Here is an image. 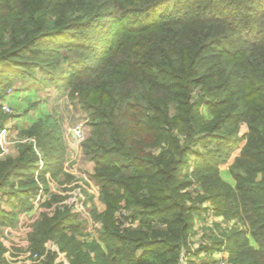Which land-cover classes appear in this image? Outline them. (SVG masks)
I'll return each mask as SVG.
<instances>
[{
	"label": "trees",
	"instance_id": "1",
	"mask_svg": "<svg viewBox=\"0 0 264 264\" xmlns=\"http://www.w3.org/2000/svg\"><path fill=\"white\" fill-rule=\"evenodd\" d=\"M128 1L112 0L118 28L95 43L83 32L100 11L86 0H18L20 9L43 15L33 21V34L11 33L10 47L0 49V99L13 86L5 77L34 89L49 74L56 82L60 50L42 47L78 34V50L69 51L77 55L57 87L89 115L83 152L106 205L94 212L103 223L99 240H80L78 216L58 210L37 223L33 251L44 255L51 240L72 264H182L183 255L218 250L229 254L227 264H264V0H147L135 8ZM47 15L54 20L42 28ZM105 38L96 58L78 57ZM23 135L34 141L0 161V199L11 206L6 212L0 205L2 228L33 208L40 190L36 148L45 162L41 181L63 169L58 122L40 119ZM195 184L205 195H192ZM208 201L215 216L237 224L193 251L195 217L209 212L202 206ZM123 209L131 214L117 220ZM125 222L137 227L123 228ZM4 251L0 242V264ZM40 264L62 263L51 252Z\"/></svg>",
	"mask_w": 264,
	"mask_h": 264
},
{
	"label": "rangeland",
	"instance_id": "2",
	"mask_svg": "<svg viewBox=\"0 0 264 264\" xmlns=\"http://www.w3.org/2000/svg\"><path fill=\"white\" fill-rule=\"evenodd\" d=\"M86 1L90 8L96 7L100 13L98 15V20L94 22L95 25H93L91 29L84 31L83 34L88 32L91 33L95 43L98 42V39L102 36L110 37L113 34L112 32L117 30L119 25L115 19L116 15H112L113 12H115L112 0ZM146 1L147 0H132L128 2L130 7L135 8ZM41 15L43 14H40V11L38 13H30L20 9L18 0H3L2 2L0 0V49L4 50L10 47L11 33L20 32L19 34H24L26 32L33 34L36 30V25H33L32 23L36 19L39 20ZM104 19L107 20V24H105ZM50 20H54L50 15H47L46 20L43 18L42 22L44 23H42V26L43 24L45 26L42 28H46ZM114 22L116 23L114 24ZM113 27L114 30L111 29ZM76 32H80V30ZM72 33L74 34L72 38L67 36L69 37L67 40L61 39V37H59L57 41L52 39L47 45L42 47L43 49L58 48L60 50L56 55V58L57 63L61 62L62 64H57L59 69H56V73H54L57 79L56 82L53 80V75L49 74L44 83H42L43 85L41 88L34 89L32 84L25 83L23 79H10L12 77H9L8 79L6 77L4 78L5 81L12 82L13 86L7 91L5 98L0 99V127H2V129H0V161H4L9 157H16L19 153L18 148L21 143L34 141V138L23 135V132L33 126L35 123L34 120L39 114H41L40 116H43L42 119L51 117L52 120L59 123V130L62 134L63 142L66 145L65 152L68 156L66 166L57 177H54L51 172H48V175L46 174L47 181L49 182H43L40 180L39 173L45 166L44 159L42 160L41 158L43 162H39L36 178L39 186H41L40 188L44 189L43 198H41L40 201H36L35 198L32 199L31 202L33 208L29 210L30 212L28 214L26 213V218H24L22 224L19 222V218L20 215L23 214L19 213L16 225L4 228L0 227V242L5 248L3 255L6 260L5 264H40L41 261L46 258V255L51 252L56 254V263L72 264L67 253L62 252L55 241L49 240L44 244V255L33 251L32 235L37 223L43 219L45 214L52 216L58 211L54 209L56 207H62V211H70L71 214L78 216L80 219L79 222L82 223L84 227V235L78 236L80 240L91 241L93 238L99 240L101 235L103 223L95 220L94 212L102 213L105 210H100L95 201L97 191L95 192L93 191V188H91V185H95L96 183L92 177L94 171H92L93 169L90 161L86 158L83 152V144L91 131L89 124L90 118L81 108L78 98L75 99L74 102L71 101L68 97V93H61L57 87L59 77L62 76L69 67V63L67 62L71 59L73 60V57L77 55L74 52H69L71 49L79 46V35L75 32ZM106 40L107 39L105 38L104 41L99 43L97 48L94 47L91 52L79 53L78 57H87L89 60L96 58L97 55L102 52L101 46ZM62 52L63 54H61ZM76 58H74V60ZM37 77L38 80L42 79L41 74H37ZM5 106L8 109L7 111L4 109ZM202 113L207 116L208 111L206 106L202 107ZM39 120L40 119L37 121ZM48 122L51 123V121ZM79 127H81L84 134L83 141L79 145H74L72 142V130ZM36 150H38L39 153L41 152L40 148H36ZM202 150L205 151L204 149ZM42 155L43 154L40 153L41 157ZM196 160V158H192L190 162L194 163ZM88 166H90L92 170L89 169ZM226 169H223V177L234 184L232 177L228 175ZM189 174L190 178L194 180V170L191 169ZM55 184L59 188L58 190H61L62 193L67 190L68 193L66 196L54 191L56 189L54 187ZM94 187H96V189L98 188L96 185ZM77 189H82L83 195L81 196L82 199L80 197V200H84L85 211H78L76 200L79 199V197L77 193L74 194ZM190 190H192V195L194 197L198 192H200L201 195H205L201 187L197 184L191 187ZM2 196L0 199V205L3 210L10 212L11 206L7 201L8 199L7 197H4V195ZM121 205L122 207L125 206L124 203ZM202 206L207 207V210L209 211L213 210V206L209 201L205 202ZM122 213L131 214V212L123 209L116 213L115 217L117 220ZM209 213L210 212H203L201 215L195 217L193 236L191 237V240L193 241L191 244L193 251L198 248L200 241H205L207 245H211L214 238H220L227 228L232 227L233 224H237V221H233L229 224V222L225 221L223 218H219L215 215L209 217ZM135 227H137V225L134 227L132 225L128 228L133 229ZM193 253L188 258V262H191L192 260L196 264H202L203 260L210 262L212 258H219L220 261L219 263L217 262V264H221V254H225V252L220 250L213 253L211 252L210 255L203 252L196 256L193 255Z\"/></svg>",
	"mask_w": 264,
	"mask_h": 264
},
{
	"label": "built area",
	"instance_id": "3",
	"mask_svg": "<svg viewBox=\"0 0 264 264\" xmlns=\"http://www.w3.org/2000/svg\"><path fill=\"white\" fill-rule=\"evenodd\" d=\"M4 109L7 111L8 109H7V107L5 106L4 107ZM72 134H73V140H72V142L74 143V145H79V144H81V142L83 141V136H84V134H83V132H82V130H81V127H79V128H77V129H75V130H72ZM37 152H38V150H37ZM39 153V152H38ZM40 154V153H39ZM42 158V157H41ZM41 162H43L42 160H41ZM41 187V186H40ZM75 193H77V195H78V197H79V199H77L76 200V204H77V208H78V211L79 212H81V211H85V203H84V200H80V197L83 195L82 194V189H77L75 192H74V194ZM43 196H44V189H41L40 188V190H39V193L37 194V196L35 197V199H36V201H40L41 200V198H43ZM81 199H82V197H81ZM74 203V202H73ZM72 203V204H73ZM54 208V207H53ZM55 210H63V208L62 207H56V208H54ZM210 213L208 214V216L209 217H213L214 216V212H213V210H210L209 211ZM119 219H121V216H120V218ZM121 221H123L122 219H121ZM129 226H131V224L129 223V222H125L123 225H122V227L123 228H125V227H129ZM202 242L200 241L199 242V245L201 244ZM190 257V256H189ZM188 256H184L183 255V257H182V260H181V263L182 264H188V258H189ZM222 262H221V264H227V262L226 261H224V260H221Z\"/></svg>",
	"mask_w": 264,
	"mask_h": 264
},
{
	"label": "crops",
	"instance_id": "4",
	"mask_svg": "<svg viewBox=\"0 0 264 264\" xmlns=\"http://www.w3.org/2000/svg\"><path fill=\"white\" fill-rule=\"evenodd\" d=\"M41 114H39V116L37 117V118H35V122L38 120V119H42V117L43 116H40ZM7 127V126H6ZM11 129V128H10ZM66 146V145H65ZM17 156V155H16ZM67 160H68V156L66 155V153H65V157H64V161H63V168L66 166V164H67ZM90 164H91V167H92V169H91V167L90 166H88L89 167V169H91L92 171H94V165H93V163L92 162H90ZM67 171V170H66ZM48 173V172H47ZM46 173V174H47ZM92 173V172H91ZM94 173V172H93ZM48 175V174H47ZM228 175H229V173H228ZM45 177H46V175H45ZM92 178V177H91ZM46 181H47V177H46ZM47 182H49V181H47ZM94 184H92L91 185V188H93V191H97V197L95 198V201L97 202V205H98V207H99V209L100 210H102V211H104L105 209H106V205L104 204V203H102L101 202V200H100V187L95 183V185L98 187L97 189H96V187H94L93 186ZM56 189L54 190L56 193H59V194H62V195H65L66 196V194L68 193L67 192V190L65 191V192H61V190H58L59 188L57 187V185L55 184V186H54ZM57 190H58V192H57ZM30 211H24V212H21L20 214H23V215H20V218H19V222L22 224L23 222H24V218H26V215L29 213ZM27 213V214H26ZM24 216V217H23ZM28 217V216H27ZM222 255V258L221 259H225V260H227L228 259V257H229V254L227 253V252H225V254H221ZM217 259H219V258H217ZM219 261H220V259H219Z\"/></svg>",
	"mask_w": 264,
	"mask_h": 264
}]
</instances>
